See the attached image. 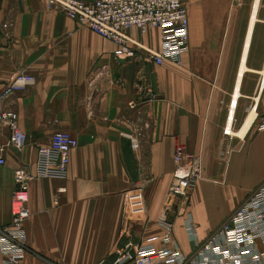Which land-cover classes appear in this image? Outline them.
I'll list each match as a JSON object with an SVG mask.
<instances>
[{
	"label": "crops",
	"instance_id": "obj_1",
	"mask_svg": "<svg viewBox=\"0 0 264 264\" xmlns=\"http://www.w3.org/2000/svg\"><path fill=\"white\" fill-rule=\"evenodd\" d=\"M256 1L184 0L190 50L181 66H158L149 59L160 48L157 29L134 30L141 47L131 45L128 56L43 0H0V94L18 72L36 79L0 99V112H16L27 137L17 151L8 131L0 135V228L12 222L15 171L33 170L38 149L58 131L78 141L65 179L30 185L23 264H112L123 229L136 243L156 236L162 246L178 145L201 167L189 202L177 201L166 216L186 254L195 247L185 213L204 241L264 182V50L255 41L264 21L257 6L251 27Z\"/></svg>",
	"mask_w": 264,
	"mask_h": 264
},
{
	"label": "built area",
	"instance_id": "obj_2",
	"mask_svg": "<svg viewBox=\"0 0 264 264\" xmlns=\"http://www.w3.org/2000/svg\"><path fill=\"white\" fill-rule=\"evenodd\" d=\"M43 1L50 10L64 13L101 38L119 45L122 54L133 56L130 46H140L131 36L134 30L142 35L151 29L159 31L160 48L158 51H149V59L158 66L166 63L181 66L184 55L190 50V21L184 0ZM35 82L33 75L18 72L7 83L0 99L24 92ZM261 89H264V75L261 76ZM233 108L234 104L229 121H232ZM230 129H225L226 139L233 136ZM258 129L264 131V117ZM5 131L9 133L10 146L22 151L27 137L19 127L16 112H0V135ZM130 138L133 147L137 148V140ZM77 147L78 141L74 136L58 131L52 135L48 144L38 149L33 170L19 168L15 171L12 222L0 228V264H23L29 253L25 223L31 217L28 206L30 185L44 178L65 179L69 172L71 153ZM4 154L5 148L1 146L0 166L6 164ZM174 162L176 168L173 180L159 220L164 230L161 239L163 245L156 246V236L136 243L131 240L127 229H123L120 239H125V242L116 248L112 264H264V182L204 241L197 235L192 214L185 213L183 227L195 247L191 254H186L174 237L173 223L168 222L166 216L177 201L189 202L192 184L201 178V167L199 159L188 154L181 145L175 149Z\"/></svg>",
	"mask_w": 264,
	"mask_h": 264
},
{
	"label": "rangeland",
	"instance_id": "obj_3",
	"mask_svg": "<svg viewBox=\"0 0 264 264\" xmlns=\"http://www.w3.org/2000/svg\"><path fill=\"white\" fill-rule=\"evenodd\" d=\"M260 5V8H259ZM258 9H260L259 20L264 21V0L261 2L259 1ZM255 41L257 43V49L264 50V23L258 24L256 31H255Z\"/></svg>",
	"mask_w": 264,
	"mask_h": 264
},
{
	"label": "bare ground",
	"instance_id": "obj_4",
	"mask_svg": "<svg viewBox=\"0 0 264 264\" xmlns=\"http://www.w3.org/2000/svg\"><path fill=\"white\" fill-rule=\"evenodd\" d=\"M257 6H258V0L256 1V5H255V9H254V15H253V19H252V24H251V27L253 26V23H254V21H255V13H256V10H257ZM246 70V66H245V64L243 63V65H242V68H241V74L242 73H244V71ZM263 75H264V71H263ZM231 116V115H230ZM230 118V117H229ZM229 121V120H228ZM232 122V121H231ZM230 132L232 133V130L230 129ZM232 134H234V133H232ZM244 134V132H242L241 134L239 133V134H236V137H237V135H240V136H242Z\"/></svg>",
	"mask_w": 264,
	"mask_h": 264
}]
</instances>
